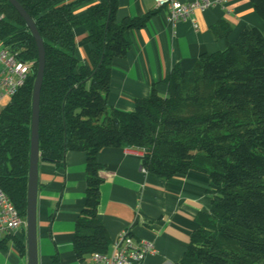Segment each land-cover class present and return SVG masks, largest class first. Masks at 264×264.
I'll return each mask as SVG.
<instances>
[{
  "label": "trees",
  "instance_id": "16d2710c",
  "mask_svg": "<svg viewBox=\"0 0 264 264\" xmlns=\"http://www.w3.org/2000/svg\"><path fill=\"white\" fill-rule=\"evenodd\" d=\"M15 1L34 22L45 52L39 166L62 169L68 152L87 157L84 204L73 229L77 261L106 253L112 243L97 213V157L110 147L141 151L144 172L161 180L189 172L209 178V213L195 218L197 229L179 264H264V29L244 30L224 51L202 55L191 71L175 67L163 81L164 96L153 87L147 99L135 100L132 111H121L107 106L112 64L126 58L128 33L145 28L153 14L117 20L118 0H77L90 3L79 20L74 3L64 0ZM250 1L264 24V0ZM0 17L1 50L32 64L24 85L0 111V190L25 219L38 54L7 0H0ZM79 27L92 46L82 64L75 58ZM230 31L222 23L213 28L218 38ZM9 240L0 241V252ZM11 241L25 259V231Z\"/></svg>",
  "mask_w": 264,
  "mask_h": 264
},
{
  "label": "crops",
  "instance_id": "0c3cea01",
  "mask_svg": "<svg viewBox=\"0 0 264 264\" xmlns=\"http://www.w3.org/2000/svg\"><path fill=\"white\" fill-rule=\"evenodd\" d=\"M64 0L72 4L77 19L87 16L90 3ZM193 3L202 0H178ZM212 7L195 11L186 21L171 25L164 10L154 0H118L117 20L153 16L145 28L130 31V50L124 60L112 64V77L107 98L109 108L132 111L136 99H147L153 87L164 96V79L175 67L191 71L202 55L224 51L246 29L263 31L261 17L250 0H207ZM105 0H93L104 3ZM230 27L226 38L213 32L219 24ZM86 30H74L75 58L82 64L88 60L92 46L84 40ZM1 50V46H0ZM10 102L2 96L0 111ZM143 153L133 148H104L97 157L100 201L98 216L113 241L127 231L136 242L153 245L154 254L144 264H179L197 229L195 218L209 213L211 196L209 178L189 172L170 180L148 175L142 169ZM86 161L82 152H68L64 167L56 170L40 164L38 177L37 234L39 264H80L74 256L72 242L74 222L83 208L86 188ZM20 229L0 241L10 238L7 249L0 252V264H26L18 256L11 241L23 236Z\"/></svg>",
  "mask_w": 264,
  "mask_h": 264
},
{
  "label": "built area",
  "instance_id": "2783aa9c",
  "mask_svg": "<svg viewBox=\"0 0 264 264\" xmlns=\"http://www.w3.org/2000/svg\"><path fill=\"white\" fill-rule=\"evenodd\" d=\"M158 9L164 10L168 22L174 25L188 20L195 11L213 6L207 0L181 3L178 0H154ZM1 20V17H0ZM30 62L18 61L8 50H0V99L11 98L20 89L29 74ZM127 149V148H125ZM26 222L11 201L0 190V239L25 229ZM154 254V247L147 242L134 241L127 231L120 232L106 253H94L80 264H144L147 256Z\"/></svg>",
  "mask_w": 264,
  "mask_h": 264
},
{
  "label": "water",
  "instance_id": "95a60500",
  "mask_svg": "<svg viewBox=\"0 0 264 264\" xmlns=\"http://www.w3.org/2000/svg\"><path fill=\"white\" fill-rule=\"evenodd\" d=\"M18 15L25 22L37 49V69L32 91L31 107V135L29 170L27 179V202L25 212V237H26V264H39L38 259V234H37V201H38V177H39V102L45 69V52L42 39L34 22L15 0H7Z\"/></svg>",
  "mask_w": 264,
  "mask_h": 264
}]
</instances>
